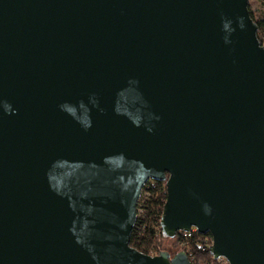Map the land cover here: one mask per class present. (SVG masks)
Wrapping results in <instances>:
<instances>
[{"label":"water","instance_id":"1","mask_svg":"<svg viewBox=\"0 0 264 264\" xmlns=\"http://www.w3.org/2000/svg\"><path fill=\"white\" fill-rule=\"evenodd\" d=\"M248 0H0V264H264V44Z\"/></svg>","mask_w":264,"mask_h":264},{"label":"trees","instance_id":"2","mask_svg":"<svg viewBox=\"0 0 264 264\" xmlns=\"http://www.w3.org/2000/svg\"><path fill=\"white\" fill-rule=\"evenodd\" d=\"M248 11L257 26V39L264 44V1L258 0L256 6L252 8L248 0ZM165 199L164 181L148 180L143 185L137 200L136 218L129 238L130 246L141 253L154 255L161 251H168L161 246V241L169 238L163 236L160 228V217ZM172 239L194 264L218 262V259L213 258L209 251L211 244L209 233L201 234L192 230L189 235H184L182 232L177 233Z\"/></svg>","mask_w":264,"mask_h":264},{"label":"rangeland","instance_id":"3","mask_svg":"<svg viewBox=\"0 0 264 264\" xmlns=\"http://www.w3.org/2000/svg\"><path fill=\"white\" fill-rule=\"evenodd\" d=\"M250 5L252 8H254L257 4L258 0H249ZM161 246L164 247V249L168 250L170 253H175L176 251L180 250V248L174 244V240L172 238H167L161 241Z\"/></svg>","mask_w":264,"mask_h":264},{"label":"built area","instance_id":"4","mask_svg":"<svg viewBox=\"0 0 264 264\" xmlns=\"http://www.w3.org/2000/svg\"><path fill=\"white\" fill-rule=\"evenodd\" d=\"M192 230L193 231H196L194 228H192L189 231H180L179 233L182 232L184 235H189ZM216 259H218V262L217 263H214V262H206L204 264H228V261L224 257H218Z\"/></svg>","mask_w":264,"mask_h":264},{"label":"crops","instance_id":"5","mask_svg":"<svg viewBox=\"0 0 264 264\" xmlns=\"http://www.w3.org/2000/svg\"><path fill=\"white\" fill-rule=\"evenodd\" d=\"M264 1V0H263Z\"/></svg>","mask_w":264,"mask_h":264}]
</instances>
